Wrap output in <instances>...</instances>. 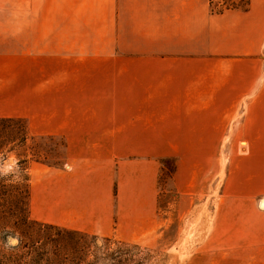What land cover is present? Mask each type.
I'll return each mask as SVG.
<instances>
[{"label": "crops", "instance_id": "1", "mask_svg": "<svg viewBox=\"0 0 264 264\" xmlns=\"http://www.w3.org/2000/svg\"><path fill=\"white\" fill-rule=\"evenodd\" d=\"M1 5L0 118L67 150L63 168L30 166L36 220L106 238L146 222L155 232L169 150H245L218 183L232 203L216 205L217 264H264V0L221 13L208 0ZM145 149L159 153L129 154ZM191 208L203 246L208 205Z\"/></svg>", "mask_w": 264, "mask_h": 264}, {"label": "rangeland", "instance_id": "2", "mask_svg": "<svg viewBox=\"0 0 264 264\" xmlns=\"http://www.w3.org/2000/svg\"><path fill=\"white\" fill-rule=\"evenodd\" d=\"M208 1L210 11L213 13H221L230 9H245L248 4V0ZM0 11H8V7L1 5ZM19 123L11 124L12 128L19 126ZM10 131H13V134L16 132L15 128ZM140 151L146 161L148 158H154V154L158 152L153 149L129 150V154ZM168 152H171L172 158H161L160 162L162 170L158 181L160 212L156 213L160 221L157 223L160 225L158 230L154 232L153 229H150L152 223L146 222L145 225L148 228L146 233L141 235L109 237L113 239L110 242L104 240L92 242L90 239L76 240L87 247L91 246V250L99 251L101 254L102 252L113 253L119 249L128 250V252H123L124 254L120 257L126 264H217V245L212 227L216 215V205L232 203L231 196L228 194L224 201L218 197V183L221 184L223 178H226L228 167H230L235 154L242 155L245 150L207 148L169 150ZM24 154L28 156L26 172L21 170L20 161L23 158L19 157ZM66 160L67 150L62 138L29 133L25 149L18 147L15 154H12L8 159L0 158V176L3 180H1V184H12L20 191L23 187L24 174L26 173L28 178L30 177L29 169L32 164L39 163L63 168ZM177 160L184 163L183 170L177 169ZM182 162L180 167H182ZM184 175H186L185 181L182 180ZM5 179H9V181ZM4 181L6 182L4 183ZM18 191L12 187L8 189L0 187V264H44L43 253L51 254L56 249L55 242L61 243V246H68L72 243L64 234L59 239L56 237V227H52L55 225L36 220V215L31 210L30 201V217L26 223L21 221L19 215H16L20 208ZM201 204L208 205V228L204 231L205 234H209V242L203 246L201 238L202 213L193 212V208H191L192 205ZM2 211L5 214H2ZM121 238H128L131 242H123L120 240ZM119 243L127 244V247L137 246L138 249L125 248ZM31 248L36 252L30 253ZM114 259L100 261L98 264H117V257Z\"/></svg>", "mask_w": 264, "mask_h": 264}, {"label": "trees", "instance_id": "3", "mask_svg": "<svg viewBox=\"0 0 264 264\" xmlns=\"http://www.w3.org/2000/svg\"><path fill=\"white\" fill-rule=\"evenodd\" d=\"M14 122H20L19 126L13 127L15 128L16 132L13 134L12 126ZM29 140V130L27 122L23 119H4L0 118V158L2 160L8 159L12 154H15L16 148H26L27 143ZM17 155V154H16ZM18 157V155H17ZM20 158H23V160L20 161V164H22V172H26L28 169V160L27 155L24 154L19 155ZM2 178L0 176V187L8 189L12 187L14 190L18 191V188L10 185L1 184ZM6 181H9V179H5ZM4 181V183L6 182ZM10 186V187H9ZM19 194V202L18 205H20V208H18V212H16V215L18 214L21 221H28L30 217V211H29V201H30V189H29V178L28 175L24 174L23 179V187L20 191H18ZM5 195V193H3ZM2 214H5L4 211H2ZM24 224V223H23ZM56 227V237L59 239L62 237V234L64 236L68 237V240L72 243L71 245L68 244L61 246L59 242L56 243V249L50 253H43V259L44 264H98L100 261H105L108 259L115 260L114 257H117V264H126L125 261L121 260V255L124 254L123 252H128V250H117L113 253H103L102 254L99 251L91 250V246L87 247L81 243H79L76 239L80 240H91L92 242L98 241V240H104L106 242H110L113 239L111 238H99L98 236H92L90 234L82 233L75 230H67L63 228ZM54 237V236H53ZM79 240V241H80ZM22 242V241H21ZM125 248H137V246H129L127 247V244L119 243ZM138 249V248H137ZM30 253H35L36 250L32 249L30 250ZM90 258H92V261H90Z\"/></svg>", "mask_w": 264, "mask_h": 264}]
</instances>
